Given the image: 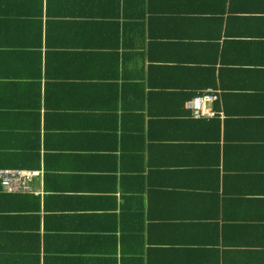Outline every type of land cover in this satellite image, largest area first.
<instances>
[{
    "label": "crops",
    "instance_id": "crops-1",
    "mask_svg": "<svg viewBox=\"0 0 264 264\" xmlns=\"http://www.w3.org/2000/svg\"><path fill=\"white\" fill-rule=\"evenodd\" d=\"M0 168V264H264V0H0Z\"/></svg>",
    "mask_w": 264,
    "mask_h": 264
},
{
    "label": "built area",
    "instance_id": "built-area-1",
    "mask_svg": "<svg viewBox=\"0 0 264 264\" xmlns=\"http://www.w3.org/2000/svg\"><path fill=\"white\" fill-rule=\"evenodd\" d=\"M217 95L212 92H206L198 94L187 101V106L193 109L196 117L200 116H213L216 115V110L212 107H208L206 103L216 99ZM39 171H29L26 169H12V168H0V179L3 189L6 191H16L25 188L26 177H30L32 173Z\"/></svg>",
    "mask_w": 264,
    "mask_h": 264
}]
</instances>
